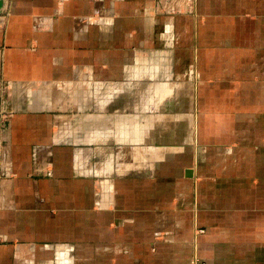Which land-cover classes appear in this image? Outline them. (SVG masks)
Listing matches in <instances>:
<instances>
[{
    "label": "crops",
    "instance_id": "1",
    "mask_svg": "<svg viewBox=\"0 0 264 264\" xmlns=\"http://www.w3.org/2000/svg\"><path fill=\"white\" fill-rule=\"evenodd\" d=\"M153 8L0 0V264H264V0Z\"/></svg>",
    "mask_w": 264,
    "mask_h": 264
},
{
    "label": "rangeland",
    "instance_id": "2",
    "mask_svg": "<svg viewBox=\"0 0 264 264\" xmlns=\"http://www.w3.org/2000/svg\"><path fill=\"white\" fill-rule=\"evenodd\" d=\"M174 5L176 7H181V9H178L175 7L176 8L175 11L164 12L158 8L157 0H154V8L153 9L157 14H160V15L176 16V15L186 14V15L191 16L195 20L198 18L197 0H177V2ZM195 230H198V229H195ZM195 230H194V232H195ZM196 235H198V234H196Z\"/></svg>",
    "mask_w": 264,
    "mask_h": 264
},
{
    "label": "built area",
    "instance_id": "3",
    "mask_svg": "<svg viewBox=\"0 0 264 264\" xmlns=\"http://www.w3.org/2000/svg\"><path fill=\"white\" fill-rule=\"evenodd\" d=\"M177 0H157L158 8L164 12L175 11L176 8L181 9V7H176L174 4ZM176 7V8H175ZM203 230H195L194 234H201Z\"/></svg>",
    "mask_w": 264,
    "mask_h": 264
},
{
    "label": "bare ground",
    "instance_id": "4",
    "mask_svg": "<svg viewBox=\"0 0 264 264\" xmlns=\"http://www.w3.org/2000/svg\"><path fill=\"white\" fill-rule=\"evenodd\" d=\"M168 155H170V154H168ZM164 156H165V155H164ZM166 156H167V155H166ZM170 156H171V155H170ZM170 156H169V157H170ZM172 156H173V155H172ZM167 158H168V156H167ZM169 159H170V158H169Z\"/></svg>",
    "mask_w": 264,
    "mask_h": 264
}]
</instances>
